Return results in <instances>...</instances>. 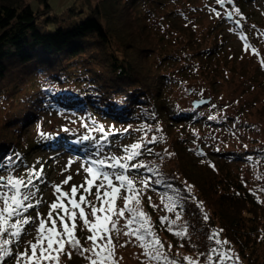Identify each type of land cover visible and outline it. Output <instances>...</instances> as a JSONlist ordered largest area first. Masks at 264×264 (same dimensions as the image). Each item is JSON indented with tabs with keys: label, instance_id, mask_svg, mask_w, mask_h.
I'll return each mask as SVG.
<instances>
[{
	"label": "trees",
	"instance_id": "1",
	"mask_svg": "<svg viewBox=\"0 0 264 264\" xmlns=\"http://www.w3.org/2000/svg\"><path fill=\"white\" fill-rule=\"evenodd\" d=\"M187 1L196 7L194 0ZM172 4L181 6L183 0H98L93 5L75 0L59 12L51 11L48 0H0V162L21 154L15 176L37 150L66 151L85 163L107 157L111 163L112 156H125L124 148L142 138L152 152L141 149L132 162L142 161L144 167L127 174L135 182L147 180L148 186L135 187L140 192L158 191L170 203V198L177 201L188 195L186 182L203 202L200 209L192 200L180 199L175 211L164 206L165 214L155 216L145 203L153 214V231L165 247L171 244L176 250L168 252L169 258L196 255L204 261L200 253L215 247L207 239L210 230L223 229L220 235L230 241L242 264H264V170L259 178L263 188L257 191L231 167L238 161L255 162L252 157H264V149L228 141L217 144L210 133L205 145L206 130L225 120L204 111L211 95L196 96L190 88L198 75L215 81L221 53L218 33L212 25L207 35L198 36L194 25L178 20L181 12ZM155 19L166 20L171 28L159 30ZM209 36L213 42L206 45ZM182 40L185 55L190 54L184 64L174 51ZM185 87L187 95L177 97ZM188 95L193 98L185 99ZM257 112L264 116V100ZM44 114H59L73 123H56L42 131L50 139L31 137L30 129ZM227 119L236 123L233 115ZM99 125L106 132L110 126L129 130L104 140L94 131ZM153 135L163 139L148 143ZM83 136L92 139L81 140ZM165 146L175 153L170 166L162 163ZM8 167L0 163V176ZM170 191L175 193L171 197ZM164 216L168 221L159 219ZM169 224L174 231L187 227L189 235L175 236Z\"/></svg>",
	"mask_w": 264,
	"mask_h": 264
},
{
	"label": "snow or ice",
	"instance_id": "2",
	"mask_svg": "<svg viewBox=\"0 0 264 264\" xmlns=\"http://www.w3.org/2000/svg\"><path fill=\"white\" fill-rule=\"evenodd\" d=\"M216 3L219 5L232 4L233 0H216ZM212 11L216 16H221V13L216 11L215 8ZM234 12L242 15L239 8H234ZM224 14L231 17L233 13L232 11H226ZM236 24H240L239 19L236 20ZM241 38L245 40L244 48L247 50L250 46L247 38ZM253 52H255V49H253ZM260 64L261 67H264V59L260 60ZM215 118L209 116V119ZM146 127L151 128L150 125ZM128 130L127 128L118 130L114 126H110L106 132L103 125H99L94 129V131L102 134L101 139L104 140H107L110 135L116 132L126 133ZM63 131L67 132L70 129L64 128ZM38 134L45 139L51 138L42 131ZM91 139L90 136L81 137V140ZM161 139L163 137L158 138L153 135L148 143H157ZM141 149L148 153L152 152V149L148 148L145 143L137 142L124 148L125 156L121 158L112 156L110 158L111 163H108L109 158L105 157L91 159L86 161V165H81L90 178L86 177L87 187L81 184L79 188L83 189L84 193L89 196L94 195L95 200L88 199L84 194H81L79 200H77L75 198L78 192L76 185L71 187L70 192H64L61 190V185L52 184L54 192L58 195L56 201L50 204L47 217L39 213L38 208L43 201L37 198L40 191L39 184L44 183L45 180L43 163L37 161V163H40L39 170L32 166L26 168L24 175L17 177L14 175V167L16 161L21 159V154L14 153L7 156L4 162H0L7 163L9 166L7 169L8 175L0 176V264H7L8 258H13L15 264H63L61 258L66 256L68 260H71L73 254L85 258L88 264H119L122 257L118 258L116 255L117 245L114 240H118L121 235L136 238L142 249V255L146 258L143 264H153V261H162L163 264H182V261H186L187 264H212V253L217 252L216 247L209 248L206 253H200L201 256H206L204 261L191 256H183L182 260L169 258L168 252L171 250L172 245L169 244L166 249L159 236L153 231L150 217L142 211L141 192L135 187L136 182L127 174L130 170L144 167L142 161L139 163L132 162L141 155ZM168 155L173 156L175 153H168ZM73 162V159L70 158L68 165L62 171H66L68 167H71ZM211 166L215 168L214 165ZM77 171L79 172V170ZM148 171H152V169H148ZM71 179L72 177L68 176L62 184L67 185ZM155 182L160 183L159 180ZM140 183L144 187L148 186L147 180H142ZM93 186H95L94 193L92 192ZM168 187L171 188L172 185L169 184ZM184 187L188 195L178 197L177 201H171L170 198V203L165 207L169 211H175V208L179 206L178 201L180 199H190L198 208L203 209V202L198 201L192 194L193 186L184 182ZM122 190L124 191L122 192ZM65 198L68 199L70 207L64 203ZM117 199L123 200L124 206L122 208L116 207ZM148 199L151 203V197ZM97 201L100 202V207H97ZM152 206L156 207V205ZM86 208L89 210L88 212H86ZM33 209L37 210L35 217L29 214V210ZM54 212L56 218L53 217ZM125 212L130 215L125 217ZM98 213L103 215H98ZM89 216L94 219L90 220ZM57 218L60 228L57 227ZM66 218L71 221V226L66 222ZM121 218L125 220V223L118 226ZM202 218L204 221L210 219L206 212L202 213ZM78 219L81 221L80 230L91 233L85 237V242H91L89 247H84L76 235ZM159 219L162 222L168 221L167 216ZM179 219L181 217L177 213L176 220ZM134 224L137 226L133 227ZM172 224H175V221H172ZM172 224L168 225V231L170 232L174 231ZM32 225L36 226L34 241H27L23 252L14 251V249H18L22 237L30 234L27 232V228ZM222 232L223 229H211L207 237L208 241L221 246L230 244L227 239L222 240L220 238ZM174 235L178 237L188 236L187 227L174 231ZM127 243L128 241L125 240L124 244H120L119 247H124ZM228 252H232V256H229ZM217 259L221 261L233 259L236 264H242L234 249L221 252Z\"/></svg>",
	"mask_w": 264,
	"mask_h": 264
},
{
	"label": "rangeland",
	"instance_id": "3",
	"mask_svg": "<svg viewBox=\"0 0 264 264\" xmlns=\"http://www.w3.org/2000/svg\"><path fill=\"white\" fill-rule=\"evenodd\" d=\"M75 0H48L51 11L59 12ZM78 0H76L77 2ZM98 0H89V3L93 5ZM196 7H192L188 4L187 0H183V5L172 4L180 10L181 15H179V21L183 23L192 24L195 26L198 36L203 37L208 33V28L212 25H215V30L217 34V43L218 49L221 53L218 57V69L217 73L214 75L215 81H208L202 75H198L199 80L192 81V89L196 96L198 94L211 95L212 100L210 101V106L204 111L215 114L216 117L222 116V120L226 121V118L230 115L235 116V121L228 120L224 121V125H216L214 130H206L205 133V145L211 139L208 134L210 133L213 137H216L217 144H220L222 141H228V144L231 145H243L244 147L251 146H261L264 149V116L259 115L257 112V107L264 100V67H261L260 60L264 59V0H235L232 4L219 5L216 3V0H194ZM215 8L216 11L221 13V16H216L212 9ZM234 8H239L242 15H238L234 12ZM226 11H232L233 17L229 18L224 13ZM248 12V13H247ZM160 18V17H159ZM240 20V24H236V20ZM166 21V20H165ZM163 21L159 23L157 19L154 20L159 30H166L171 28L170 24ZM241 37H246L248 44L250 45L247 50L244 48L245 40ZM184 41L181 43H176L174 46L176 56L181 60V63L184 64L190 54L184 53L186 46H184ZM213 42L211 36L207 37V40L204 43L210 44ZM255 49V52H253ZM195 65L192 66L194 68ZM204 79V80H202ZM186 88L181 94H177V97L185 96ZM189 92V91H188ZM192 99L193 95H188L185 99ZM215 105V107H213ZM65 121L73 123V120L67 119L59 114H44L41 116L38 123H36L30 129V136L36 137V135L50 128L51 125L56 123H65ZM225 123H227L225 125ZM149 136L146 134L145 138ZM201 141L203 138H197ZM142 142V138L139 140ZM192 147H197L195 146ZM166 147V146H165ZM206 147V146H205ZM260 148V147H259ZM168 153H174L171 148L166 147V150L163 152L162 163L164 166H170L174 164L175 156H169ZM73 159L71 167H68L66 171H62L68 165L69 159ZM252 159L255 162L247 161H238L237 164L232 165V169L238 174V176L243 179L247 185L252 189L261 190L263 187L260 186L259 178L262 176L261 171L264 170V157L254 156ZM40 161L44 165V174L45 180L44 183L39 184L40 193L37 198L42 199L43 203L38 208L39 213L44 217H47V214L50 210V204L57 199V195L54 192L52 184L61 185V190L64 192H70V189L73 185L78 187V192L76 194V199L79 200L81 194L86 195L88 199L95 200L94 195L89 196L87 193H84L83 189L79 188L81 184H86V177L88 174L85 173L82 164H85L81 158L77 155L66 153V151L58 153L57 150L49 151H40L37 150L31 154L30 162L28 165L24 163V169L19 172L17 177L25 174L26 168H31L35 166L37 170L40 168ZM79 170V172L77 171ZM8 172H5L3 176H7ZM15 175V173H14ZM71 176L72 179L67 185H63L62 182L68 177ZM90 178V177H88ZM155 180H153V183ZM115 182V181H114ZM99 183V181H97ZM140 185V182H136ZM158 184V183H155ZM260 187H259V186ZM124 190H122L123 192ZM92 192H95V186L92 188ZM174 192L170 191L169 194L171 197ZM175 194V193H174ZM260 194V192H259ZM149 197H151V203H149ZM141 206L142 211L150 217V224L152 227L153 214L145 207V203H148V206L155 214H165L162 210L165 208L169 202L165 200L163 195L158 191L150 192L143 190L141 192ZM64 203H68V199H64ZM97 207H100V202H96ZM152 205H156L153 207ZM84 206V205H81ZM124 206L123 200H116V207L122 208ZM134 206V205H133ZM158 209V210H157ZM86 212L89 210L86 208ZM161 210V211H159ZM164 209L163 211H165ZM29 214L33 217L37 215V210H29ZM63 214V213H61ZM98 215H103L98 213ZM130 214L125 212V217H128ZM53 217L56 218L55 212ZM89 219L94 218L89 216ZM71 226V221L67 220ZM38 223V221H37ZM81 221L77 220L78 228L76 230L77 237L81 240V243L84 247H89L91 242H85V237L90 235V232L81 231L79 228ZM125 223L123 218L120 219L119 225L121 226ZM50 226V225H49ZM110 226V225H109ZM137 225H133L136 227ZM57 227L60 228L59 220L57 218ZM28 235H24L19 243L18 249L14 251L23 252L26 246L27 241H34L36 236V226L32 225L27 228ZM220 238L223 240V236L220 235ZM125 240L128 241L124 247H119L120 244H124ZM117 245L116 255L117 257H122L119 260V264H143L145 257L142 255V249L137 242L134 236L125 237L120 236L118 240H114ZM169 245V244H168ZM166 245V249L168 247ZM217 252L212 253L213 259L214 255H218L221 252L228 251V249H234L231 244L228 245H215ZM176 251L173 246L169 252ZM237 254V251L234 250ZM229 256H232V252H228ZM191 257L197 259L196 255H190ZM63 264H88V261L76 254H73L71 260H68L66 256L62 258ZM217 264H236L233 259H225L223 261L219 259H214L213 263ZM241 261V259H240ZM242 262V261H241ZM7 264H15L13 258L7 259Z\"/></svg>",
	"mask_w": 264,
	"mask_h": 264
},
{
	"label": "water",
	"instance_id": "4",
	"mask_svg": "<svg viewBox=\"0 0 264 264\" xmlns=\"http://www.w3.org/2000/svg\"><path fill=\"white\" fill-rule=\"evenodd\" d=\"M227 16V15H226ZM227 17H229V16H227ZM232 17V16H231ZM231 17H229V18H231Z\"/></svg>",
	"mask_w": 264,
	"mask_h": 264
}]
</instances>
